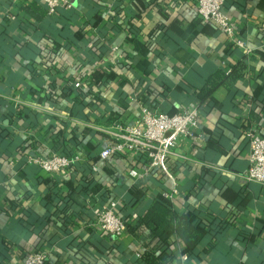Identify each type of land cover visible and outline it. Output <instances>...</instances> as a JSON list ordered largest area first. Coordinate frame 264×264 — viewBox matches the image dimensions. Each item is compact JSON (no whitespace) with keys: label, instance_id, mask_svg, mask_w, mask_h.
<instances>
[{"label":"crops","instance_id":"0c3cea01","mask_svg":"<svg viewBox=\"0 0 264 264\" xmlns=\"http://www.w3.org/2000/svg\"><path fill=\"white\" fill-rule=\"evenodd\" d=\"M33 5L47 11L40 0H0V264L36 251L46 264H138L139 241L127 229L104 232L97 211L118 200L126 224L135 223L174 184L134 183L129 170L144 157L100 160L102 147L116 124L138 119L141 104L172 114L197 103L206 144L173 151L171 202L196 210L210 232L205 248L172 264H264V185L247 179V131L256 125L264 135V0H225L244 46L201 21L197 0H73L71 18L41 20ZM240 60L247 68L235 87L202 101L207 77ZM53 152L78 160L56 174L30 162Z\"/></svg>","mask_w":264,"mask_h":264},{"label":"built area","instance_id":"2783aa9c","mask_svg":"<svg viewBox=\"0 0 264 264\" xmlns=\"http://www.w3.org/2000/svg\"><path fill=\"white\" fill-rule=\"evenodd\" d=\"M47 8L49 15H54L61 7L70 8L73 0H40ZM198 17L205 22L213 23L220 32L232 38L237 45L244 42L237 37L235 22L225 13V0H197ZM83 82L76 81L75 87ZM204 114L202 105L192 104L177 113H165L152 110L141 104L139 117L134 122L118 123L109 131V138L100 153V160L113 161L122 154L142 155L145 159L140 166L130 168L129 176L136 184H146L156 178L173 182L172 192L164 197L173 201L177 193V180L172 172L170 157L181 142L206 144L207 134L204 131ZM250 146L247 179L264 185V135L254 125L247 131ZM78 157H71L53 152L50 155L31 156L30 162L49 173H60L71 167ZM97 169L96 163L93 164ZM119 201L112 200L104 205L96 214V224L104 232L120 236L126 229L125 219L119 213ZM140 255V254H138ZM183 260L188 256L184 254ZM47 255L43 251L28 254L22 264H46Z\"/></svg>","mask_w":264,"mask_h":264},{"label":"trees","instance_id":"16d2710c","mask_svg":"<svg viewBox=\"0 0 264 264\" xmlns=\"http://www.w3.org/2000/svg\"><path fill=\"white\" fill-rule=\"evenodd\" d=\"M38 10L41 11V14H37L40 20L52 16L48 14L46 9L43 10L39 6L33 5L32 8H28V11L33 14L38 13ZM58 13L62 18L72 17L64 7L59 8L54 16ZM246 68V62L240 60L229 71L225 69L215 71L207 77L204 87L198 92V96L202 101H205L221 86L232 90L238 79L245 74ZM105 74V72L99 71L98 76L95 75L92 78L93 82H97ZM90 190L97 193L101 187L96 184ZM116 192L122 195L123 187H117ZM135 197L134 205L139 201L137 195ZM126 203L131 202L126 201ZM124 210L128 211V208L124 207ZM127 230L143 247V251L137 259L138 264H172L179 253L187 256L194 255L205 248V237L210 232L209 226L201 220L196 210L189 209L185 212H179L169 199L161 196L153 198L135 223H127ZM175 240L182 243L180 252L173 248Z\"/></svg>","mask_w":264,"mask_h":264}]
</instances>
